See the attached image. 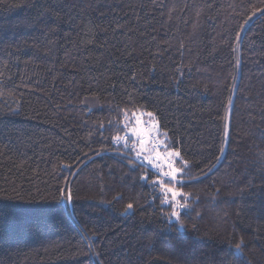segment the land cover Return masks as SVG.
Wrapping results in <instances>:
<instances>
[{
  "label": "trees",
  "instance_id": "16d2710c",
  "mask_svg": "<svg viewBox=\"0 0 264 264\" xmlns=\"http://www.w3.org/2000/svg\"><path fill=\"white\" fill-rule=\"evenodd\" d=\"M257 9L264 0H0V264H264ZM123 108L155 113L189 161L180 231L150 168L112 140Z\"/></svg>",
  "mask_w": 264,
  "mask_h": 264
},
{
  "label": "snow or ice",
  "instance_id": "6c2138e0",
  "mask_svg": "<svg viewBox=\"0 0 264 264\" xmlns=\"http://www.w3.org/2000/svg\"><path fill=\"white\" fill-rule=\"evenodd\" d=\"M256 11L264 10L257 9ZM128 103H134L131 96H129ZM229 104H231V100ZM10 111H16V109H11ZM121 113L123 115L121 124L124 135L116 134L112 137V140L116 143L122 142L125 148L131 150L135 161H139L142 166L150 168L152 175L155 177L151 180V185L159 191V195L162 197L160 200L161 205L170 207L169 212L162 214L166 215L170 222L174 219L179 223L177 231L184 229L185 225L181 220V214L182 210L187 211L190 208L188 200L192 195L190 192L183 191V188L189 183V181L184 179L187 174L186 169L190 167L189 161L185 160L180 149L173 145L168 131H161L162 125L155 113L147 112V120L144 119L145 112L142 110L139 111V114L137 111H132L129 114V109L123 108ZM109 123L111 124L112 122L109 121ZM100 127L102 129L103 124ZM220 151L223 153L224 149L222 148ZM125 158H128L129 162L135 166V161L127 156ZM217 159L219 160V157ZM178 164L180 166H177ZM140 179L148 181V173L146 172ZM58 191V198L63 199L66 205L71 206L77 198L74 196L70 182L67 180L65 181V187L58 189ZM119 198H121L119 195L114 197V199ZM133 209V203H128L124 207V212L128 213ZM199 215L200 213L197 212V216ZM243 243V238H241L240 242L235 245L241 255L243 253ZM89 247L91 248V245ZM93 255L97 258L99 256L98 253H93ZM229 255L235 256L234 253H225L221 256V264H227Z\"/></svg>",
  "mask_w": 264,
  "mask_h": 264
},
{
  "label": "rangeland",
  "instance_id": "374dc122",
  "mask_svg": "<svg viewBox=\"0 0 264 264\" xmlns=\"http://www.w3.org/2000/svg\"><path fill=\"white\" fill-rule=\"evenodd\" d=\"M139 114V112H137ZM144 119L147 120V115L145 114ZM134 157V155H133ZM135 158V157H134ZM139 162V161H138Z\"/></svg>",
  "mask_w": 264,
  "mask_h": 264
},
{
  "label": "built area",
  "instance_id": "2783aa9c",
  "mask_svg": "<svg viewBox=\"0 0 264 264\" xmlns=\"http://www.w3.org/2000/svg\"><path fill=\"white\" fill-rule=\"evenodd\" d=\"M122 143V142H121Z\"/></svg>",
  "mask_w": 264,
  "mask_h": 264
}]
</instances>
